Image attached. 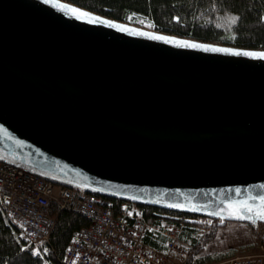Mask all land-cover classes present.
<instances>
[{
  "label": "water",
  "instance_id": "obj_1",
  "mask_svg": "<svg viewBox=\"0 0 264 264\" xmlns=\"http://www.w3.org/2000/svg\"><path fill=\"white\" fill-rule=\"evenodd\" d=\"M260 54L68 0H0V159L102 195L252 221L234 214L264 205Z\"/></svg>",
  "mask_w": 264,
  "mask_h": 264
},
{
  "label": "trees",
  "instance_id": "obj_2",
  "mask_svg": "<svg viewBox=\"0 0 264 264\" xmlns=\"http://www.w3.org/2000/svg\"><path fill=\"white\" fill-rule=\"evenodd\" d=\"M68 1L120 21L126 20L130 14L146 16L151 20L154 28L160 32L204 42H221L235 48L264 50V0ZM237 16L239 20L232 24L231 18ZM56 183L75 187L66 183ZM105 196L113 202L115 211H118L120 204L126 200L118 196ZM138 206L144 220L149 223L156 225L171 223L179 226L178 237L189 242L193 247L189 254L193 264H206L233 255V250H226L217 255H196L193 258L200 246L204 244L203 242L214 238L218 227L227 220L250 222L244 219H225L214 216L213 223L202 236L195 223L186 220L197 213L150 203L139 202ZM48 210L55 217V225L48 241L36 246L22 236L18 226L7 218L0 204V264H62L68 241L75 231L87 226L88 220L73 210H60L52 204L48 206ZM168 240L165 234L158 231L147 230L142 236L143 243L159 251L166 250Z\"/></svg>",
  "mask_w": 264,
  "mask_h": 264
},
{
  "label": "built area",
  "instance_id": "obj_3",
  "mask_svg": "<svg viewBox=\"0 0 264 264\" xmlns=\"http://www.w3.org/2000/svg\"><path fill=\"white\" fill-rule=\"evenodd\" d=\"M0 204L22 236L36 246L48 241L55 225V217L48 210L50 204L84 216L88 224L73 233L62 264H163L165 253L147 246L142 236L147 230L158 231L169 238L167 246H174L179 228L145 221L135 201L124 200L115 211L105 195L56 183L23 165L1 159ZM213 219L214 215L197 213L186 220L207 230ZM250 227L253 247L218 264H264V221H251ZM170 228L171 236L167 234Z\"/></svg>",
  "mask_w": 264,
  "mask_h": 264
},
{
  "label": "rangeland",
  "instance_id": "obj_4",
  "mask_svg": "<svg viewBox=\"0 0 264 264\" xmlns=\"http://www.w3.org/2000/svg\"><path fill=\"white\" fill-rule=\"evenodd\" d=\"M124 23L138 27L144 30L152 31V32H160L154 28L152 25L151 20L143 15L139 14H130L126 20H123ZM165 33V32H164ZM168 34V33H167ZM190 39V37H187ZM193 39V38H192ZM208 44H212L215 46L219 47H225V48H234L230 45L221 43V42H206ZM257 50H262V48L257 49ZM214 221V219H213ZM212 221V223H213ZM211 223V224H212ZM245 223V222H244ZM210 224V225H211ZM233 226H230V225ZM231 224H223L218 227L216 235L214 238H211L207 240L206 242H203L204 244L200 246L196 254L193 256V258L198 255H212L221 252V251H226L228 249H235L233 251L236 252V254L243 253L246 250H249L251 247H253V240L251 238V227H250V222L248 223H238V222H231ZM209 225V226H210ZM195 226L197 229H199V232L202 234V236L208 231L209 227L207 230H204L201 228L200 225L195 223ZM200 226V228H199ZM233 227V228H229ZM179 229V228H178ZM178 229L175 231L177 234V239L174 241V246H167L166 244V250L162 251L165 253V258L163 264H193V259L192 262L189 259V254L191 250H193L192 245L189 242H185L183 239L178 237ZM168 231H171V228L167 230V234H169ZM174 237V234H173ZM200 243L202 242V237L200 239ZM250 245L249 249H247L248 246L245 245ZM148 246V245H147ZM150 247V246H149ZM170 247V248H169ZM246 247V249H245ZM232 255H229L227 257H224L219 260H213L212 262H208L206 264H218L225 259L229 258ZM222 264V263H221Z\"/></svg>",
  "mask_w": 264,
  "mask_h": 264
},
{
  "label": "snow or ice",
  "instance_id": "obj_5",
  "mask_svg": "<svg viewBox=\"0 0 264 264\" xmlns=\"http://www.w3.org/2000/svg\"><path fill=\"white\" fill-rule=\"evenodd\" d=\"M45 3H48L49 0H44ZM67 6L65 5H61V8L62 9H65ZM69 12L71 13H75L77 10L74 9V8H68L67 9ZM81 15H85L84 13H81ZM79 18V17H77ZM239 20V17H232L231 18V23L232 24H235L237 21ZM111 27H117L119 28L121 31H124L125 29L124 28H121L120 26L118 25H109ZM139 35H148L147 33H143V32H140L138 33ZM152 39H156V40H163L165 39L164 37L162 36H152L151 37ZM169 42H172V43H177L179 44L180 46L182 47H190V48H199V47H203L202 45H199V44H195V43H189L187 41H169ZM205 50H208L207 48H205ZM212 51H218V52H223V51H230L229 49H223V48H213L211 49ZM236 55H240L241 53L239 52H236L235 53ZM244 55H254L252 53H243ZM260 57L261 58H264V54H260ZM262 201H264V197L261 198ZM244 207L246 208L247 212L248 213H253V208L251 206H248V205H244ZM235 215V218H247L249 220H252L253 223H255V220L256 219H260V220H264V205L261 206L260 209H258L256 212H255V215H248L247 217L243 216L242 213L239 212V210H237V213L234 214Z\"/></svg>",
  "mask_w": 264,
  "mask_h": 264
},
{
  "label": "crops",
  "instance_id": "obj_6",
  "mask_svg": "<svg viewBox=\"0 0 264 264\" xmlns=\"http://www.w3.org/2000/svg\"><path fill=\"white\" fill-rule=\"evenodd\" d=\"M231 222L233 223V222H238V223H243V224H245L244 222H242V221H237V220H227L226 222H225V224L227 225V224H231ZM230 226H233L232 224L230 225ZM230 229L231 228H233V227H229ZM245 246H248L247 244L245 245ZM246 248V247H245ZM228 250H235L234 248L233 249H228ZM227 250V251H228ZM161 251V250H160ZM162 252V251H161ZM234 254H236V252L234 251V253H233V255Z\"/></svg>",
  "mask_w": 264,
  "mask_h": 264
}]
</instances>
